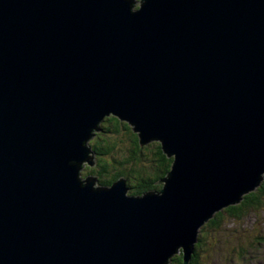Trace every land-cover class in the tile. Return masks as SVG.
I'll return each instance as SVG.
<instances>
[{"label":"water","instance_id":"water-1","mask_svg":"<svg viewBox=\"0 0 264 264\" xmlns=\"http://www.w3.org/2000/svg\"><path fill=\"white\" fill-rule=\"evenodd\" d=\"M0 0V264H184L264 179V0ZM172 158L98 185L106 116Z\"/></svg>","mask_w":264,"mask_h":264},{"label":"trees","instance_id":"trees-1","mask_svg":"<svg viewBox=\"0 0 264 264\" xmlns=\"http://www.w3.org/2000/svg\"><path fill=\"white\" fill-rule=\"evenodd\" d=\"M90 145L95 155L94 163L92 166H86L85 175L97 177L98 185H111L124 178L131 195H141L150 190L159 191L163 187V183L159 181L168 175L172 167L173 157H167L160 142L141 145L138 133L128 122L120 120L117 116L104 118ZM263 206L264 180L253 191L246 193L239 203L216 212L200 228L198 240L194 245L195 250L188 264H200V251L203 249L207 233L213 229L222 231L226 217L244 221L251 213L262 210ZM219 234L212 235L220 237ZM212 238L214 239V236ZM257 239H260L259 236ZM246 240L247 236L238 238L240 243H245ZM242 254L241 250L239 257ZM170 264H184L183 256H173Z\"/></svg>","mask_w":264,"mask_h":264},{"label":"rangeland","instance_id":"rangeland-1","mask_svg":"<svg viewBox=\"0 0 264 264\" xmlns=\"http://www.w3.org/2000/svg\"><path fill=\"white\" fill-rule=\"evenodd\" d=\"M140 3L141 0H134L133 8L139 9ZM93 133L97 132L93 131ZM83 164L81 174L85 178L86 166L89 164L86 161ZM222 225V231L213 229L207 233L203 249L200 251V261L202 260L200 264H264V206L257 213H251L244 221L226 217ZM217 233H220V237L212 235ZM245 236L248 239L245 243L238 242V238H245ZM258 236L260 239H257ZM180 249L181 253H175L174 256H183V248L180 247ZM241 250L243 254L239 257Z\"/></svg>","mask_w":264,"mask_h":264},{"label":"bare ground","instance_id":"bare-ground-1","mask_svg":"<svg viewBox=\"0 0 264 264\" xmlns=\"http://www.w3.org/2000/svg\"><path fill=\"white\" fill-rule=\"evenodd\" d=\"M107 117H108V116H107ZM99 130H100V129H99ZM96 132H98V131H96ZM210 219H211V218H210ZM210 219H209V220H210ZM180 253H181V252H180Z\"/></svg>","mask_w":264,"mask_h":264}]
</instances>
